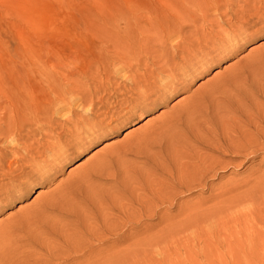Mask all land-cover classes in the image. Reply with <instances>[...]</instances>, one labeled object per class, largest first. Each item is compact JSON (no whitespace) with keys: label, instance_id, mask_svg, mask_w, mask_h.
<instances>
[{"label":"rangeland","instance_id":"rangeland-1","mask_svg":"<svg viewBox=\"0 0 264 264\" xmlns=\"http://www.w3.org/2000/svg\"><path fill=\"white\" fill-rule=\"evenodd\" d=\"M222 1L0 0V264H264V145L212 147L264 127V0Z\"/></svg>","mask_w":264,"mask_h":264},{"label":"bare ground","instance_id":"bare-ground-1","mask_svg":"<svg viewBox=\"0 0 264 264\" xmlns=\"http://www.w3.org/2000/svg\"><path fill=\"white\" fill-rule=\"evenodd\" d=\"M216 1V0H215ZM221 2H223L222 0H220ZM226 1V3L228 2L227 0H224V2ZM232 1V0H231ZM230 0H229V2H228V4L231 2ZM253 1V0H252ZM258 1V0H257ZM213 2V1H212ZM220 2V4L222 5V3ZM247 2V1H246ZM255 2V1H254ZM253 2V3H254ZM226 3H224V4H226ZM232 3V2H231ZM258 3V2H257ZM216 4V3H215ZM223 4V5H224ZM221 5H219V6H221ZM226 6V5H225ZM249 6V5H248ZM251 6V5H250ZM253 6V5H252ZM215 7H218L217 5L215 6ZM227 7V6H226ZM256 7V6H255ZM228 8V7H227ZM231 8V7H230ZM220 10V9H219ZM243 12H244V10H243ZM235 13V12H234ZM233 13V14H234ZM237 13V12H236ZM235 15V14H234ZM236 17H237V15H236ZM126 61V60H125ZM155 64V63H154ZM156 65V64H155ZM158 65V64H157ZM105 66H108L107 68H108V70H109V68H110V66L109 65H104V67L103 68H105ZM100 67V66H99ZM101 68V67H100ZM37 69H38V67H37ZM55 69L57 70V67H54V68H50V67H47L46 65H44V64H42V65H40V71H41V73L43 72V71H46L47 70V72L49 71V75L50 76H48V79L46 80V85L47 86H51V78H52V80H53V82H55V84H54V87H53V95H51V96H49L48 97V100H47V103L45 104V105H42V106H46V105H48L49 104V108L48 107H43V108H45L46 110H48L47 112L49 113V109H51V106L52 105H50V104H54V107H55V105H56V107H55V109H54V111L55 112H57V113H62L64 110H66V109H64L63 110V107L65 106V105H62L64 102H66V100H67V98H66V96H64L62 93H64L65 94V92H61V87H62V85H64V84H69V83H67L69 80H70V78H72L71 77V75L72 74H67L65 77H63L62 79H58V77L55 75L56 73L54 72L53 73V71L52 70H54L55 71ZM97 69H98V67H97ZM102 69V68H101ZM94 70H96V67H95V69ZM103 71L102 72H104L105 71V69H102ZM96 72V71H95ZM99 72V71H98ZM101 72V73H102ZM106 72H108L107 70L104 72V73H106ZM107 75V74H106ZM94 77H95V75H94ZM97 77V76H96ZM99 77V76H98ZM75 78V77H74ZM135 79V78H134ZM132 81V80H131ZM74 85V84H73ZM140 87V86H139ZM51 88H52V86H51ZM67 94V93H66ZM83 95H84V93H83ZM75 96V95H74ZM85 96V95H84ZM80 97V96H79ZM82 97V96H81ZM73 98V97H72ZM78 98V97H77ZM86 98V97H85ZM70 99V98H69ZM81 99H83V97L81 98ZM71 100V99H70ZM76 100V99H75ZM74 100V101H75ZM69 101H67L66 102V105L68 106V103ZM81 102V101H80ZM84 102H85V100H84ZM68 103V104H67ZM77 103H79V102H77ZM82 103V102H81ZM32 104H34V106H32V107H36L37 106V104H35V101H33L32 102ZM40 104V103H39ZM86 104V103H85ZM16 104H14V103H11V105L10 106H15ZM78 105V104H77ZM84 105V104H83ZM41 105H40V107H42ZM69 106H71V103H70V105ZM79 106V105H78ZM82 106V105H81ZM90 106V105H89ZM95 105H93V107H94ZM28 107H29V102H28ZM31 107V106H30ZM53 107V108H54ZM84 107V106H83ZM90 107H92V106H90ZM8 108V107H7ZM43 108H41V109H43ZM48 108V109H47ZM71 108V107H70ZM95 108V107H94ZM3 109H4V107H3ZM9 109V108H8ZM6 110V109H5ZM5 110H3L5 113H2V112H0V113H2V114H4V115H6V111ZM92 110V109H91ZM9 111V110H8ZM24 111V110H23ZM29 111V114L30 115H32L31 113H33L32 111H30V110H28ZM21 112V111H20ZM18 110H15L14 109V111L13 112H11L12 114H10L11 115V117L10 118H12L14 121L15 120H21V117L23 118V115L25 114H27L26 113V110H25V113H20ZM43 112H45V111H43ZM54 112V113H55ZM8 113V112H7ZM36 113V112H35ZM41 114V113H40ZM35 115V114H34ZM42 115V114H41ZM63 115H64V113H63ZM3 116V115H2ZM2 116L0 115V120H4V119H1L2 118ZM7 116V115H6ZM5 116V117H6ZM36 116V115H35ZM4 117V116H3ZM25 117H27V115L26 116H24V118ZM28 117H30V116H28ZM27 117V118H28ZM33 117V116H32ZM31 117V118H32ZM38 117H40L39 115H38ZM10 118H8L7 117V120L9 119L10 120ZM23 118V119H24ZM26 118V119H27ZM52 118V117H51ZM40 119V118H39ZM6 120V121H7ZM7 121L8 122V124L10 123V121ZM12 120V122H14ZM30 120H32V119H30ZM38 120V119H37ZM37 120H35V121H37ZM22 121H25V120H22ZM27 121H29V119L27 120ZM262 121H264V120H262ZM0 122H3V121H0ZM16 122V121H15ZM18 122H21V121H18ZM30 122H33V121H30ZM4 123H6V122H3V124ZM29 123V122H28ZM263 123V122H262ZM1 124V123H0ZM8 124L6 123V126H8ZM12 123H10V125H11ZM4 126V125H3ZM24 126V125H23ZM258 126H259V124H258ZM258 126H255V128L256 127H258ZM2 126H0V128H1ZM83 127V126H82ZM8 128H9V130L11 129V127H9L8 126ZM3 129V128H2ZM4 129H5V127H4ZM3 129V130H4ZM74 129V128H73ZM242 129V128H241ZM9 130H6V132H8ZM0 131H2V130H0ZM4 132H5V130H4ZM5 132V133H6ZM243 132V131H242ZM245 132V131H244ZM3 133V132H2ZM9 133H10V131H9ZM8 133V134H9ZM18 133V132H17ZM21 133V132H20ZM19 133V134H20ZM238 133V132H237ZM239 133H240V131H239ZM4 134V133H3ZM15 134V133H14ZM206 134V133H205ZM220 134V133H219ZM250 134V133H249ZM240 134L237 138H235L234 139V143H233V141L232 142H230V144H226V146H224V148H222L221 146H220V144H219V146H212V145H209V146H212V147H215V148H218V149H222V150H225V151H228V152H232V153H250V154H252V150H254L255 148H257L258 149V147H259V149H261L260 148V146L261 145H264V127H261V128H256V131H255V133H253V134ZM2 135V134H1ZM0 135V136H1ZM6 135V134H5ZM17 135V134H16ZM3 136V135H2ZM18 136V135H17ZM210 136V135H209ZM230 136V135H229ZM7 137V136H6ZM16 137V136H15ZM0 138H3V137H0ZM206 138H208V137H206ZM214 138H216V137H214ZM229 138V137H228ZM234 138V137H233ZM56 139H58V138H56ZM60 139H61V137H60ZM60 139L58 140V141H60ZM73 139V138H72ZM201 139V138H200ZM200 139H198L199 141H200ZM217 139V138H216ZM215 139V140H216ZM219 139V138H218ZM225 139V138H224ZM197 140V141H198ZM202 140V139H201ZM207 140V139H206ZM17 141H19V140H17ZM196 141V140H195ZM204 141V140H203ZM208 141V140H207ZM12 142V141H11ZM62 142H64V141H62ZM74 142V141H73ZM216 142V141H215ZM210 143V142H209ZM213 144V143H212ZM216 145H217V143H216ZM225 145V144H224ZM208 146V145H207ZM58 147V146H57ZM55 148V147H54ZM213 149V148H212ZM211 149V150H212ZM221 150V151H222ZM249 150L251 151V152H249ZM256 150V149H255ZM255 150L253 151V152H255ZM27 151V150H26ZM213 151V150H212ZM220 151V150H219ZM258 151V150H257ZM195 152V151H194ZM227 153V152H226ZM257 153V152H256ZM247 154V155H248ZM254 154V153H253ZM207 155V154H206ZM206 155L204 156V157H202L201 156V158L199 157V155L197 156V157H199V159L196 157V162H195V165H194V163L192 162V165H194V168H193V173L194 174H196V175H198V176H201V177H204L205 175H207V174H210V173H215V171H216V169H217V167H219L221 164V160L219 161L218 159V161H215L214 159H211L210 157L211 156H209V158L207 157L206 158ZM233 155V154H232ZM223 156V155H222ZM246 156V155H245ZM190 157V156H189ZM249 157V156H248ZM216 158V157H215ZM195 159V158H194ZM192 160V159H191ZM191 162V161H190ZM218 164H219V166H218ZM187 170V169H186ZM191 172V171H190ZM192 173V172H191ZM171 176V175H170ZM183 176V175H182ZM198 176H196V180H197V177ZM263 177V176H262ZM180 178V177H179ZM189 178V177H188ZM190 178H192V177H190ZM181 179V178H180ZM195 179V178H194ZM261 179V178H260ZM259 179V180H260ZM264 179V178H263ZM185 180V179H184ZM191 180V179H190ZM199 180V182H201L202 183V178H199L198 179ZM180 181V180H179ZM188 181H189V179H188ZM181 182V181H180ZM191 182H193V183H196L195 182V180L193 181V179H192V181ZM184 183V182H183ZM172 185V184H171ZM192 185V184H191ZM259 185V184H258ZM180 186H181V183H180ZM188 186H189V184H188ZM198 186H200V183H199V185ZM173 187V186H172ZM182 187V186H181ZM191 188V187H190ZM188 190V189H187ZM219 196V195H218Z\"/></svg>","mask_w":264,"mask_h":264}]
</instances>
